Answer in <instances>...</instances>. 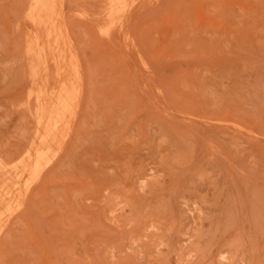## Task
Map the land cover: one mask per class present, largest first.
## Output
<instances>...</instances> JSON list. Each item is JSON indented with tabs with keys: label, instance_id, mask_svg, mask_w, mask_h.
<instances>
[{
	"label": "rangeland",
	"instance_id": "obj_1",
	"mask_svg": "<svg viewBox=\"0 0 264 264\" xmlns=\"http://www.w3.org/2000/svg\"><path fill=\"white\" fill-rule=\"evenodd\" d=\"M57 1L42 64L40 0H0V264H264V0Z\"/></svg>",
	"mask_w": 264,
	"mask_h": 264
},
{
	"label": "bare ground",
	"instance_id": "obj_2",
	"mask_svg": "<svg viewBox=\"0 0 264 264\" xmlns=\"http://www.w3.org/2000/svg\"><path fill=\"white\" fill-rule=\"evenodd\" d=\"M65 1V0H64ZM125 1L126 0H109V3H110V7H109V10H111L110 12H111V14L109 15V16H115V15H118L117 16V18H119L120 20L121 19H123V16H124V14H125V12H126V9L124 8V6H123V4L125 3ZM142 1H144V0H142ZM57 0H40V2H39V5H40V8H41V13L44 15V16H47L48 17V20H49V23H50V25H51V29H50V37H51V42L50 43H53L49 48H46L45 46H43V44L42 45H40V44H35L34 46H33V44H31V45H29L30 46V51H32L33 53H32V57L34 58V59H36V60H38L39 62L41 61V60H43L44 59V57H45V54H47V53H45V51H46V49H47V51H49L50 53L52 52V51H58V52H60L62 55H65V54H67L66 52L67 51H73L74 49H70V47H69V50L68 49H65V46H64V44L63 43H65V40H66V38L64 39L63 38V32H62V29L63 28H61V23H59V21H58V19H57V15H56V6H57ZM61 2H62V0H61ZM104 2H106L105 0H104ZM103 2V3H104ZM135 4V3H134ZM62 5V4H61ZM64 5V4H63ZM132 5V4H131ZM130 5V6H131ZM59 6V5H58ZM117 6V7H116ZM33 7V6H32ZM34 7H36V6H34ZM132 7V6H131ZM39 8V7H38ZM40 8L38 9V10H40ZM127 10H130L129 9V7H128V9ZM77 12V11H76ZM94 12H96L95 10H94ZM101 13V12H100ZM99 12H98V14H100ZM91 14V13H90ZM92 14H97V13H92ZM102 14V13H101ZM101 14H100V16H101ZM89 15V14H88ZM127 15V14H126ZM100 16L99 17H96V18H100ZM103 17H104V15H102ZM101 16V17H102ZM103 17H102V20H103ZM40 20V19H39ZM100 20V19H99ZM116 20V19H115ZM120 20H118L119 22H120ZM128 20V19H127ZM41 21V20H40ZM62 21H64V20H62ZM61 21V22H62ZM118 21H114L115 23H117ZM125 21V20H124ZM104 22V21H103ZM118 22V23H119ZM113 22H111V24H112ZM118 23L116 24V25H118ZM110 24V25H111ZM107 25V24H106ZM113 25H114V23H113ZM105 26V25H104ZM124 26V25H123ZM66 27V26H65ZM99 27V26H98ZM102 26H100L99 28H101ZM118 27V26H117ZM108 29H107V31L108 30H110L111 28H109V27H107ZM126 28H128L127 26H126ZM130 28V27H129ZM46 29V28H45ZM65 29V28H64ZM104 29H106V28H104ZM124 29V28H123ZM123 29H120V30H123ZM116 30V29H115ZM100 31V30H99ZM111 32H112V30H110ZM48 32V31H47ZM113 32H114V30H113ZM121 32H123V31H121ZM125 35L126 36V34L125 33H121V36L123 37V35ZM46 35V34H45ZM105 35V34H104ZM103 35V36H104ZM112 35H114V33H112ZM48 36V35H47ZM115 36V35H114ZM49 37V36H48ZM49 37V38H50ZM107 37V36H106ZM120 37V36H119ZM117 37V39H118V41L117 42H119L120 40H122V37ZM69 38V37H68ZM68 38H67V41H68ZM46 39H47V37H46ZM127 39V38H126ZM32 40V39H31ZM48 40V41H49ZM134 40V39H133ZM70 41V40H69ZM72 41V40H71ZM132 41V40H131ZM33 42V41H32ZM125 43H126V41H124ZM123 43V42H122ZM48 45H49V43H48ZM33 46V47H32ZM131 46V45H130ZM74 47V46H73ZM126 48V47H125ZM123 49H124V47H123ZM67 50V51H66ZM124 50H126V49H124ZM131 50V49H130ZM58 52H57V55H58ZM70 53V52H69ZM68 53V54H69ZM59 56V55H58ZM72 57V56H71ZM59 58V57H58ZM61 58V57H60ZM76 58V57H75ZM74 58V59H75ZM72 59V58H71ZM73 60V59H72ZM43 61H41V63H42ZM64 62V61H63ZM43 64V63H42ZM65 65H67L68 66V68H67V71L69 72V74H70V84H67V83H64V85L62 86V88H60V86H59V96H58V99H57V102H56V105L54 104V102H53V104L55 105V108H53L52 110H54L55 109V111H56V113H57V115L62 119V120H67V119H69V120H72L74 117H75V114H76V111H77V107H78V100H79V93H80V90H81V83H82V74H81V71H80V67H78V65L75 63V62H71V63H65ZM38 68V67H37ZM44 68V67H43ZM42 68V69H43ZM58 68H59V66H58ZM42 69L41 70H39V71H41L42 72ZM45 70V69H44ZM59 70V69H58ZM61 71V70H60ZM59 71V72H60ZM41 72H36L35 73V75H39L40 74V78H41ZM58 72V73H59ZM64 72V71H63ZM57 73V74H58ZM65 73V72H64ZM45 78L47 79V77L45 76ZM59 78V77H58ZM40 80H42V79H40ZM45 79L43 78V81H44ZM55 81H57V80H55ZM60 81V80H59ZM42 82V81H41ZM47 80L45 81V83L47 84ZM62 82V81H61ZM44 83V82H43ZM44 83V84H45ZM54 83V82H53ZM52 83V84H53ZM62 84H63V82H62ZM53 85H56V83H54ZM53 85H52V88L54 89V87H53ZM58 85H60V84H58ZM45 87H48V86H45ZM44 87V88H45ZM51 87V86H50ZM58 88V87H57ZM42 89V88H41ZM47 89V88H46ZM52 89V90H53ZM50 91H51V89H50ZM54 91V90H53ZM57 90H55V92H56ZM54 92V93H55ZM52 94H53V92H52ZM57 94V92L54 94V95H56ZM46 95V94H45ZM47 96V95H46ZM46 96H44L42 99H40V101H39V110L40 111H43L47 106H46V104H47V102H50L51 100H50V98L49 97H47V99L49 98V100H47L46 99ZM37 99H38V97H37ZM39 100V99H38ZM47 101V102H46ZM53 101V100H52ZM48 104H51V102L50 103H48ZM53 106V105H52ZM78 113V112H77ZM41 114V113H40ZM48 115H49V113H48ZM51 115V114H50ZM41 121L42 122H44L45 120H43V119H41ZM41 122V123H42ZM54 122V120L53 119H51V121L49 122V124H48V127H47V129H50V128H52V123ZM62 123V122H61ZM68 126V125H67ZM70 126V125H69ZM56 127V126H55ZM54 127V128H55ZM68 128V127H67ZM66 128V129H67ZM65 129V128H64ZM69 129H70V127H69ZM68 130V129H67ZM69 131H71V130H69ZM67 133H68V131H66L65 130V134L67 135ZM53 134V133H52ZM51 134V135H52ZM64 134V135H65ZM70 134V133H69ZM68 134V135H69ZM53 136V135H52ZM52 136H50V137H52ZM49 137V136H48ZM55 137V136H54ZM53 138V137H52ZM55 139V138H54ZM51 141H53V140H51ZM54 142V141H53ZM59 143V142H58ZM60 143H62V142H60ZM54 144V143H53ZM55 145V144H54ZM59 145V144H58ZM58 145H57V147H58ZM63 146V145H62ZM60 148V147H59ZM58 149V148H57ZM37 150V149H36ZM60 151V150H59ZM32 154V153H31ZM55 156V155H54ZM32 157V156H31ZM29 164V163H28ZM47 166V165H46ZM46 168V167H45ZM43 169V168H42ZM3 171V170H2ZM41 170H39V172H40ZM6 172V171H5ZM41 174V173H40ZM42 177V176H41ZM31 177H29V179H30ZM39 178V177H38ZM40 179V178H39ZM31 180V182L30 183H28L29 184V186L30 185H32V183L34 184V181L36 180V179H30ZM37 181V180H36ZM25 182H26V180H25ZM28 186V185H27ZM28 186V187H29ZM20 188V187H19ZM21 190V189H20ZM23 190V189H22ZM28 191V190H27ZM23 192V191H22ZM27 193V192H26ZM6 194V193H5ZM8 194V193H7ZM25 194V193H24ZM17 196L19 197V195H18V192H17ZM16 197V196H15ZM17 197V198H18ZM12 198V197H11ZM10 198V199H11ZM16 198V199H17ZM4 199V198H3ZM6 199V198H5ZM10 199H6V200H8V201H6V202H8V203H11V202H15V201H11ZM15 198H14V200H16ZM25 199V198H24ZM17 201H19V202H21V199L20 200H18L17 199ZM18 202V204H21V203H19ZM22 202H23V200H22ZM12 203V204H13ZM24 203V202H23ZM25 204V203H24ZM23 204V205H24ZM13 205H15V204H13ZM17 205V204H16ZM26 205V204H25ZM24 205V206H25ZM7 206V205H6ZM10 206V205H9ZM8 206V207H9ZM12 206V205H11ZM21 206V205H20ZM24 206H22V207H24ZM1 208V207H0ZM14 208H16L15 206H14ZM14 208H12L13 210H14ZM5 210H7V209H5ZM8 211V210H7ZM16 211V210H15ZM5 214V212H2V214ZM14 213V212H13ZM1 214V213H0ZM3 214V217L5 216ZM10 216V215H9ZM2 217V216H1ZM0 217V218H1ZM6 217V216H5ZM10 217H12V215L10 216ZM7 218V217H6ZM1 221L3 222V219H1ZM1 230V229H0Z\"/></svg>",
	"mask_w": 264,
	"mask_h": 264
}]
</instances>
